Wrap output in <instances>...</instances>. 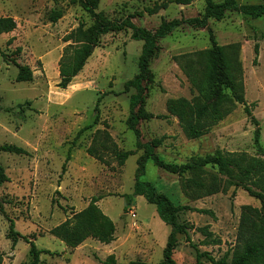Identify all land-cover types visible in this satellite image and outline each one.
Here are the masks:
<instances>
[{
	"label": "rangeland",
	"instance_id": "rangeland-1",
	"mask_svg": "<svg viewBox=\"0 0 264 264\" xmlns=\"http://www.w3.org/2000/svg\"><path fill=\"white\" fill-rule=\"evenodd\" d=\"M217 1V0H215ZM239 4H261L264 0H236ZM204 0L187 5L176 0H100L98 11L112 19L133 16L131 21L147 30L156 29L162 20L199 16ZM61 10L62 17L49 21L52 11ZM153 12V13H151ZM0 15L16 21V29L0 35V50L10 55L18 47L20 65L32 71L30 82H17V68L3 62L0 56V146L16 145L27 151L18 155L0 151V165L8 182L0 186V203L5 216L11 218L15 230L35 243L41 252L39 264H103L113 256L116 262L132 261L156 264L170 228L158 217L156 208L142 196L127 206L125 195L133 191L140 149L119 167L113 158L105 166L90 157L86 148L96 130L107 131L118 149L135 150V136L125 121L129 113V97L133 90L124 84L138 72L142 42L131 39V31L111 32L100 38L81 72L66 89L57 87L59 62L63 51L73 40L68 39L80 23L85 27L91 19L75 0H0ZM209 27L220 46L239 45L244 98L260 130L259 143L264 150V15L252 19L229 12L220 20H210ZM11 39V43H7ZM258 44L255 63L254 44ZM150 61L154 81L146 87L145 109L154 117L139 123L141 143L164 137L154 153L170 164H182L192 156L223 153H245L256 160L264 159L253 144L256 126L243 105L235 104L230 113L199 138H188L176 116L167 110L169 101L191 103L196 91L181 71L175 57L210 47L206 29L183 25L163 39ZM98 102V122L93 125ZM92 126L74 140L81 128ZM70 154L61 168L66 156ZM235 174H240L235 171ZM185 178L189 175L185 174ZM222 179L226 177L221 176ZM143 180L152 183L174 205H187L209 210L212 215L196 211L179 214V223H188L191 242L199 252L215 259L227 254L230 260L236 242L241 207L259 208V201L241 188H228L210 196L191 200L182 194L180 178L161 170L148 161ZM95 205L114 224V239L101 243L88 234L78 246L71 247L51 234L74 214ZM0 213V254L3 264H29V245L19 239L14 247L6 238L8 221ZM206 227L212 238L205 243L200 228ZM173 253L175 264H197L193 248L184 235H178ZM216 239L218 243H210ZM200 264H210L201 258Z\"/></svg>",
	"mask_w": 264,
	"mask_h": 264
},
{
	"label": "trees",
	"instance_id": "trees-1",
	"mask_svg": "<svg viewBox=\"0 0 264 264\" xmlns=\"http://www.w3.org/2000/svg\"><path fill=\"white\" fill-rule=\"evenodd\" d=\"M191 1L176 0V3L187 5ZM99 2L100 0H75V3L89 15L91 24L85 27L80 23L68 38L73 40V45L66 47L60 58L57 87L67 88L72 79L81 72L102 36L111 32L130 30L131 39L142 42L137 64L138 72L124 84L125 91L133 90L129 97V113L125 125L135 136L136 149L121 151L107 131L96 130L91 143L86 148V153L105 166L111 164L112 160L107 158L111 156L121 167L129 156L135 155L140 149L143 151L137 158L133 191L130 195H125L124 198L126 205L129 206L134 197L142 196L147 203L155 206L158 217L170 228L162 251V260L156 264H175L173 253L178 244V235H184L186 242L195 251L197 264H200L201 258H206L210 264H264V159L256 160L247 157L245 153H223L216 150L211 155L192 156L179 165L170 164L159 159L154 153L155 149L162 145L164 137L141 143L139 129L140 121L154 117L146 111L145 99L146 87L154 81L150 61L156 53L157 40L163 39L179 27L187 25L193 29H206L211 45L206 49L175 57L197 96L188 104L185 100L169 101L168 112L178 118L182 130L188 138H199L227 116L232 106L241 104L245 114L256 126L253 133V144L257 151L264 152L259 143L260 130L257 128V121L252 116L251 107L247 105L243 94L239 45H218L209 27L210 20L220 21L229 12L240 13L252 19L259 18L264 15V3L239 4L236 0H204V10L199 16L169 21L162 20L156 29L147 30L136 26L131 21L133 16H127L121 20L110 18L105 12L98 11ZM61 17L62 11L56 10L51 12L48 19L55 23ZM16 25V21L12 17L0 15V35L14 31ZM7 43H11V39ZM253 51V62L255 63L258 55L257 43L254 44ZM20 52L21 48L18 47L10 55L0 50V56L3 62L17 68L15 78L17 82H30L32 80L31 69L28 66L20 65L16 60ZM98 102L97 100L94 107L96 115L93 125L98 122ZM91 127L81 128L74 140ZM0 151L18 155L27 154L25 149L16 145H1ZM69 158L70 154L68 153L61 168L62 173L65 171V165ZM148 161L161 170L177 175L180 178L182 194L191 200L225 192L228 188L233 187L243 189L248 196L259 201V208L251 205L241 207L236 242L231 250L230 260L227 259V254L220 259H215L207 252H199L188 235V231L193 229V226L188 223H179L178 216L184 211H196L209 215L212 213L209 210L195 209L187 205H174L164 193L157 192L152 183L143 180ZM235 171L240 174H235ZM185 174L189 177L185 178ZM221 176L226 178L222 179ZM5 182H8V177L0 165V186ZM96 201L92 199L87 208L53 228L51 234L71 247L80 245L90 232L101 243L108 244L113 241L114 224L95 205ZM0 213L5 216L1 203ZM5 217L8 221L6 238L11 241L12 247L19 239H22L29 245V264H39L41 252L36 248L35 243L21 236L15 230L14 221ZM199 231L205 236V243H208L212 238L211 232L206 227L200 228ZM210 243L216 244L218 240L212 239ZM0 264H3L2 254H0ZM103 264L120 263L116 262L113 256H109ZM128 264L152 263L132 261Z\"/></svg>",
	"mask_w": 264,
	"mask_h": 264
}]
</instances>
